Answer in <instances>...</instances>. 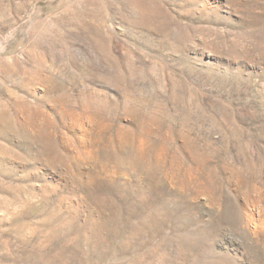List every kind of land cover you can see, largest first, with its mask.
<instances>
[{"label":"rangeland","instance_id":"374dc122","mask_svg":"<svg viewBox=\"0 0 264 264\" xmlns=\"http://www.w3.org/2000/svg\"><path fill=\"white\" fill-rule=\"evenodd\" d=\"M0 264H264V0H0Z\"/></svg>","mask_w":264,"mask_h":264},{"label":"bare ground","instance_id":"6f19581e","mask_svg":"<svg viewBox=\"0 0 264 264\" xmlns=\"http://www.w3.org/2000/svg\"><path fill=\"white\" fill-rule=\"evenodd\" d=\"M226 263V262H225Z\"/></svg>","mask_w":264,"mask_h":264}]
</instances>
